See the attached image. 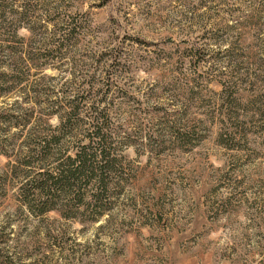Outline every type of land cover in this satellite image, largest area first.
<instances>
[{
	"label": "rangeland",
	"instance_id": "obj_1",
	"mask_svg": "<svg viewBox=\"0 0 264 264\" xmlns=\"http://www.w3.org/2000/svg\"><path fill=\"white\" fill-rule=\"evenodd\" d=\"M3 9L1 49L5 29L22 47L41 22L33 51L45 53L54 29L77 20L63 56L30 77L59 104L86 97V123L62 138L68 152L88 141L84 113L102 111L117 170L103 207L39 214L21 206L23 177L0 152V264H264V0H0ZM26 10L31 23L18 20ZM23 105L39 134L57 132L45 103ZM30 126L0 129L9 154Z\"/></svg>",
	"mask_w": 264,
	"mask_h": 264
},
{
	"label": "trees",
	"instance_id": "obj_2",
	"mask_svg": "<svg viewBox=\"0 0 264 264\" xmlns=\"http://www.w3.org/2000/svg\"><path fill=\"white\" fill-rule=\"evenodd\" d=\"M5 17L3 9L0 13L1 23L5 21ZM33 17L34 13L30 14L26 10L19 12L18 20L23 23L30 20L29 23H31ZM65 23L63 29H54L53 33L59 36H54L50 40L48 43L50 48L45 53L33 51L37 49L35 32L38 31L37 34H41L46 27L41 22L36 27L30 26L34 39H30L27 44L22 43V47L17 45L19 41L15 39L17 34L5 29L6 32H3L7 33L4 39L5 44L2 49L0 48V99L9 97L15 92L23 93L21 101H16L7 107L6 105L0 107V129L2 131L18 129L22 132V128H27L31 124L28 134L21 133L24 135L23 148L19 150L13 148V154H9L5 147L12 144V141L7 145L0 141V152L13 158L14 162L10 164L13 176L22 175L23 177L18 188L21 206L39 214L65 207L75 212H78L81 207H84L85 211L103 207L102 202L110 197L108 190L112 183L109 178L117 170V160L112 156L111 147L105 142L111 140L112 135L107 132L102 111L93 105L88 114L84 113V116L91 119L90 127L85 135L88 141L78 144L73 153L68 152L64 148L62 138L66 134L74 133L83 123H86L80 116L83 112L81 105L86 101V97L84 98L83 95L72 99L66 98L59 104V100L54 98L56 96L54 91L44 88L42 92L37 89L40 87L38 80L33 83L30 77L32 68H35L37 73H43L52 64V60L63 56L61 51L73 40L76 29L79 27L74 18L70 21L68 19ZM31 92L34 93L33 96H30ZM41 92L46 95L45 99L37 98ZM30 101L35 104L45 103L49 107V111L45 112L48 116L45 123H49L53 116L59 118L57 132L51 130L52 125L48 124L46 128L53 132L38 133L36 125L39 123L33 125L36 119L26 111L23 105V102ZM17 135L20 136V133ZM66 216L71 215L66 214Z\"/></svg>",
	"mask_w": 264,
	"mask_h": 264
}]
</instances>
